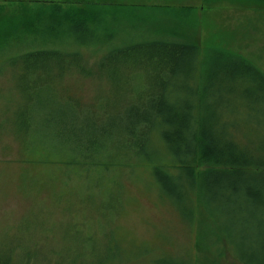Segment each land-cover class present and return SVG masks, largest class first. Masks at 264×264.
<instances>
[{"label":"trees","instance_id":"trees-1","mask_svg":"<svg viewBox=\"0 0 264 264\" xmlns=\"http://www.w3.org/2000/svg\"><path fill=\"white\" fill-rule=\"evenodd\" d=\"M34 1L18 15H2L0 6V79L9 84L0 94V129L20 142L21 157L26 152L35 165L60 174L66 197L101 213L116 206L123 178H142L143 163L159 195L181 208L190 224L197 208H208L214 221L225 208L263 230L264 71L231 50L202 56L190 6L131 5L142 24L120 27V18L131 15L123 0ZM110 1L119 8L111 11ZM203 3L264 10V0ZM74 79L94 84L90 102L70 91ZM237 234L227 251L224 240L215 241L220 256L214 258L225 252L238 264H264V240L249 244ZM19 245L0 264H41ZM173 259L151 264H206Z\"/></svg>","mask_w":264,"mask_h":264},{"label":"rangeland","instance_id":"rangeland-1","mask_svg":"<svg viewBox=\"0 0 264 264\" xmlns=\"http://www.w3.org/2000/svg\"><path fill=\"white\" fill-rule=\"evenodd\" d=\"M110 2L113 5H109L111 11L119 8L120 5ZM35 3L34 0H0L5 16L18 15L22 6ZM122 4L127 8L124 12L129 14L134 12L129 8L131 5L193 7L194 12L188 16H194V30L190 24L183 31L189 33L192 30L202 56L209 49L231 50L264 71V10L237 3L206 6L203 0H123ZM130 16L120 18L118 26L122 27L126 22L129 27L142 24L137 19L140 15ZM0 81V94H5L9 84L4 83L5 79ZM67 84L83 103L90 102L95 96V87L90 81L74 79ZM2 100L5 102L0 98V102ZM22 152L20 142L11 132L5 127L0 129V260L12 257L13 249L19 252L22 242L24 245L21 246L36 254L41 264H82L93 259L94 262L103 260V264H151L165 257H186L188 261L206 259V264H238L225 252L223 259L214 258L220 256L213 252L216 240H224L226 251L228 243L236 240L237 231L244 234L240 237L249 244L264 240V228L258 226L261 224L244 223L236 210L223 208L217 212L214 221L208 214L209 209L200 207L194 211L196 219L190 224L181 208L159 195L143 163L142 178H123L118 186L120 191L114 195L116 206L101 213L87 207L83 201L81 205L75 204L73 199L65 196L64 186L57 184L60 174L35 165L32 161L36 159L26 152L25 157L31 161L25 159L24 154L21 157ZM205 168L199 167L198 172ZM113 180V177L108 178V181ZM80 186L82 191L86 190L85 181L80 182ZM101 191L103 187L98 190ZM94 193L95 198L99 197V193ZM85 194L80 193L79 197L84 198ZM109 201L105 200V203ZM244 229L253 232L247 235ZM90 239L99 250L89 249ZM60 252L63 255L59 257Z\"/></svg>","mask_w":264,"mask_h":264}]
</instances>
